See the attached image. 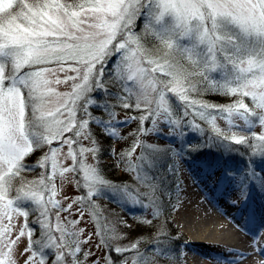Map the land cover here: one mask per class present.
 Segmentation results:
<instances>
[{"label": "snow or ice", "instance_id": "snow-or-ice-1", "mask_svg": "<svg viewBox=\"0 0 264 264\" xmlns=\"http://www.w3.org/2000/svg\"><path fill=\"white\" fill-rule=\"evenodd\" d=\"M58 73H65L64 79ZM68 81H73L71 92L58 93L52 87ZM201 91L237 98L227 106L190 98ZM95 93L116 103L106 99L101 104ZM51 97L58 98L55 107ZM89 106L103 108L111 119H97ZM117 106L138 112L147 108L142 121L176 128L181 127V108L183 117L193 109L194 117L211 116L217 147L223 149L225 142L245 145L251 156L264 159V0H0V264H84L82 257L91 255L81 248L91 237L81 241L83 229L68 232L59 223L60 212L70 211L72 204L63 208L55 199L58 158L67 145L65 158L73 163L61 166L60 176L83 171L84 182L76 183L88 191L73 202L94 207L92 197L110 185L98 169L84 163L85 153L95 156L98 149L85 148L80 138L98 143L89 128L93 123L117 135V125L126 123L114 119ZM211 110L222 118L227 113V130L215 124ZM257 126L259 133L254 131ZM188 127L200 126L189 122ZM45 146L35 165L25 162ZM193 150L201 148L188 145ZM235 151L229 147L226 156L221 152L223 166L218 160L204 163L209 179L234 182L239 195L230 203L248 221L256 215L250 188L264 194V175L254 168H228ZM177 155L183 159L184 149ZM36 168L44 169L40 178L27 181L23 174ZM53 209L59 235L50 219ZM30 215L35 216L33 227ZM21 217L17 229L14 221ZM36 225L40 235L33 239ZM104 233L102 227L97 235ZM25 237L27 245L20 249ZM102 243L121 253V264H128L124 253L137 254L139 260L132 264L145 262L136 242L130 247H113L107 239ZM260 251L264 255V248Z\"/></svg>", "mask_w": 264, "mask_h": 264}, {"label": "rangeland", "instance_id": "rangeland-1", "mask_svg": "<svg viewBox=\"0 0 264 264\" xmlns=\"http://www.w3.org/2000/svg\"><path fill=\"white\" fill-rule=\"evenodd\" d=\"M141 27L142 24L138 22L135 30L139 32ZM67 74L75 75L74 73ZM58 75L61 79H64L65 73H58ZM72 83L73 81H68L66 84L52 85V87L58 93H67L71 92ZM112 91H115V88L112 87ZM94 96L101 104L106 99L110 104H115L113 99L104 97L100 93H95ZM229 97L231 98L229 103L218 104L206 101L194 93L190 94V98L196 100L198 103L217 106H227L234 103L237 98L235 96ZM51 99L53 100L51 107H55L58 98L51 97ZM249 102V98H245V103ZM94 109H99L102 113H95ZM89 111L97 119H111L103 108L89 106ZM113 111L116 121H126V123L117 125L115 129L117 135L115 136H112L110 132L104 131L102 127H98L94 123L90 124L89 128L92 133V139L98 141L97 138L99 137L97 134H102L113 142L114 147L119 146L125 138H131L132 140L128 139L126 141L127 145L124 146L122 144L118 148L117 153H114L120 155L119 159L117 155L101 158L97 151L95 156L91 152L85 153L83 160L86 165L92 166L98 169V171L102 169L100 163L103 161H115V178L105 179L99 171L102 178L110 186L105 187L99 196L92 197L94 207L90 208L87 203L83 202L74 203L73 201H76L82 195H86L88 189L77 187V180H80L81 183L84 182L83 171L65 173L64 178H61V166L68 167L73 163L71 158H65L68 152V147L65 145L61 149V154L58 158L59 162L55 179V187L58 190V194L55 199L60 202L63 208H67L69 203L72 204V208L70 211L60 212L59 223L68 232H79L80 229H83V233L80 234L81 241L86 237H91L89 243L81 244L82 252L91 253L89 257H82L84 264H91L93 260L95 264H112L113 261L115 264H121V253L110 252L108 247L102 243V239H107L113 247L118 245L130 247L132 243H138L140 253H143L146 257L144 264H188L184 260L185 251L190 245L189 239H192L193 232L186 230L183 225H178V222L181 220V212L191 214L195 222H198L202 218L200 217V211L196 210L193 206L199 204L200 200L203 199V194L195 196L191 190H188V187L191 189L192 187L188 180V169L185 167L188 164L186 163L188 162L186 160L187 155L201 157L212 154L215 156L214 161H220V166H223L224 157L221 156V152L223 151L226 156L227 149L232 147L236 151L232 153L231 158H228L227 167L236 172L254 168L258 175H264V172H262L264 171V159H261L258 155L255 157L251 156L252 149H249L245 145H229L225 142L223 149L217 147L216 144L219 141L215 143L213 141L215 133L212 130L211 116L207 120L194 117L192 115L193 109H189V116L183 117V109L181 108L180 128L163 124L155 125L150 123L149 120L142 121L140 117L148 115L147 108L138 112L134 107L124 109L117 106ZM211 111L212 115L216 116L215 124L220 129L227 130V113L222 118L215 110ZM132 117H136V119ZM176 118V116H173V119ZM152 119L157 118L152 117ZM159 119H162V117ZM233 119L236 123H242V121L236 118ZM189 122L198 124L200 127H188ZM145 129H151V131H145ZM260 130L259 126L254 129L257 133ZM181 131L184 133L182 136L178 134ZM68 135H71V133ZM80 139L85 148H99V142L93 145L89 139H83V137ZM188 145L200 146L201 151L197 152L193 150L189 152ZM73 147L77 148L78 146L73 145ZM133 148L135 149L134 151H132ZM181 148L184 149L183 159L177 155V152ZM45 151H47V146L42 150L36 151L34 155L26 157L25 162L35 165L37 159ZM129 153L131 154L129 155ZM188 158L192 159L191 157ZM43 171L44 169L36 168L34 171L25 172L23 175L27 181H33L38 180ZM49 171H51V165H49ZM193 171L195 170L193 169ZM208 181V183H214V185L223 181L229 183V187L232 190L230 192L228 190L225 197V201L229 205H231L230 201L239 195L234 190V182L230 183L227 178H221L217 182V178L213 176L211 179L208 177ZM206 186L210 187L207 184ZM252 189L255 188H250V193ZM137 200L140 203H137ZM185 202L189 203L187 208H184ZM142 204L145 206H141ZM77 209L83 211V217L80 216ZM219 215L221 214L215 213L211 217L219 221L220 219L217 218ZM34 219L35 216H29L30 227H33L31 222ZM50 219L55 235H59L60 233L55 231L57 219L54 209L50 214ZM77 220L79 223H72V221ZM147 220H150L152 223L150 225L142 223ZM14 223L17 224L18 229L23 224V218H19ZM35 227L37 231L33 239H38L40 230L38 225ZM102 227L105 228L103 237L97 235ZM178 240H183V243L178 245ZM26 245L27 237L22 239L19 247L22 249ZM198 247V252L201 251L200 254H204L201 255L203 260H207L209 255L215 253L214 248L207 245L201 244ZM161 249L164 250V254L162 255L160 254ZM207 254L209 255L207 256ZM194 256H199V253H195ZM123 257L127 258L128 264H132L134 260H139L136 253H124ZM207 263L212 264L209 261Z\"/></svg>", "mask_w": 264, "mask_h": 264}, {"label": "bare ground", "instance_id": "bare-ground-1", "mask_svg": "<svg viewBox=\"0 0 264 264\" xmlns=\"http://www.w3.org/2000/svg\"><path fill=\"white\" fill-rule=\"evenodd\" d=\"M192 163L187 165L189 168ZM190 179V187L195 196L203 194V199L199 204L193 206L196 210L200 211V217L198 222L192 218L191 214L181 212V220L178 225H183L186 230L193 232L190 245L185 251L184 260L188 264H208L207 261L212 264H264V255H261V248H264V194L252 189L251 197L259 196L258 202H255L256 216H258V222L253 226V219L245 221L231 205L217 194V186L207 187L206 184L199 185L195 180ZM211 189V190H210ZM189 202V201H188ZM185 202L184 208L189 206V203ZM223 208H220V207ZM183 209V208H182ZM216 209V210H215ZM220 213L215 220L211 217L212 214ZM237 217L240 224L234 222L233 218ZM241 227L246 228L250 235L244 232ZM204 244L211 248H214V254H207V260L201 258L200 252H198V246ZM195 253H199V256H194ZM241 253L242 256L237 254Z\"/></svg>", "mask_w": 264, "mask_h": 264}, {"label": "trees", "instance_id": "trees-1", "mask_svg": "<svg viewBox=\"0 0 264 264\" xmlns=\"http://www.w3.org/2000/svg\"><path fill=\"white\" fill-rule=\"evenodd\" d=\"M114 88V87H113ZM112 90V88H111ZM194 94L196 95H199L201 98H203L204 100L206 101H210V102H215V103H229V101L231 100V98L229 96H225L223 95L222 93H216V92H204V91H201L199 93H196V92H193ZM115 102V100H114ZM116 103V102H115ZM95 113H102L99 109H94L93 110ZM134 133V131H132ZM97 136L99 138L98 139V142L100 143L99 144V148H98V154L101 158H104V157H107V156H114V155H117V158L119 159V156L118 154H114L115 152L117 153V150L118 148L123 144L124 146L127 145V142L128 139L131 141L132 139L131 138H125V140H123L119 146L117 145L116 147H114L113 145V142H111L108 137H104L102 134H97ZM121 138V137H120ZM209 158L211 160L214 161L215 159V156L210 154L209 155ZM102 169L99 170L101 174H103V177L105 179H110V178H115V171H116V167H115V161H108V162H105L103 161L102 163H100ZM171 182V181H170ZM172 231V230H171Z\"/></svg>", "mask_w": 264, "mask_h": 264}]
</instances>
